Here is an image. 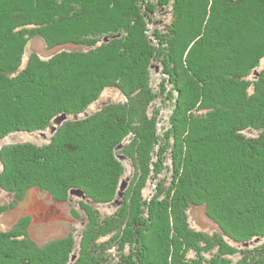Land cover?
Instances as JSON below:
<instances>
[{
  "label": "trees",
  "instance_id": "trees-1",
  "mask_svg": "<svg viewBox=\"0 0 264 264\" xmlns=\"http://www.w3.org/2000/svg\"><path fill=\"white\" fill-rule=\"evenodd\" d=\"M147 1L0 0V137L81 113L107 87L127 96L125 105L68 123L74 140L57 147L61 159H52L54 147L43 144L5 147L0 188L16 200L30 187L57 201L80 190L93 205L116 197L125 171L118 155L133 160L138 174L121 208L103 220L82 207L89 222L79 242L70 233L39 244L21 217L0 231V264H69L74 252L73 264H264V243L251 246L264 238V67L256 70L264 59V0ZM146 2L148 23L140 13ZM153 2L172 6L166 33L150 30ZM103 26L125 32L126 41L116 50L97 46L98 38L109 37L98 31ZM25 35L64 49L20 69ZM153 67L166 76L158 89ZM165 101L174 116L158 133L160 108L154 117L144 113ZM69 153L82 160L60 171ZM13 158L24 168L17 188L5 184L15 182ZM100 165L107 178L95 190L83 169ZM150 180L155 187L146 198L141 189ZM198 205L218 229L191 226L189 210Z\"/></svg>",
  "mask_w": 264,
  "mask_h": 264
},
{
  "label": "rangeland",
  "instance_id": "rangeland-1",
  "mask_svg": "<svg viewBox=\"0 0 264 264\" xmlns=\"http://www.w3.org/2000/svg\"><path fill=\"white\" fill-rule=\"evenodd\" d=\"M149 1V0H148ZM147 1V2H148ZM155 1V0H154ZM147 2L144 5H141V11L142 14L141 19L143 22L148 23V19L145 17L146 11L144 8L147 6ZM158 3V1L156 2ZM149 4V3H148ZM156 15H153V22L149 25L150 30L158 29V31H163L162 33H166L168 31V27L171 25L172 20V6L171 4L164 5H158L155 4ZM153 5L151 4V7ZM144 15V17H143ZM168 26V27H167ZM99 29L100 32H105L109 37H100L97 41V46H104L105 44H109L111 50H116L115 47H117L120 43H124L126 41V33L119 32L118 34H112V30H106ZM73 36H78V34H74ZM83 34L79 35L81 37L79 40H82ZM126 36V37H125ZM69 37V36H67ZM95 37H92L94 39ZM27 38V39H26ZM25 43L22 45L24 52L21 54V67L25 68L27 63L30 59L36 60H45L50 59L54 56L56 52L61 51L64 48H53L48 47L47 41L40 37V36H33L29 37L27 35L24 36ZM121 39V40H120ZM120 40V41H119ZM119 41V42H118ZM151 42H154V38L150 40ZM114 52V51H113ZM155 66V65H154ZM264 67V59L260 61L259 67H257V72L260 71L261 68ZM256 73V71H254ZM253 76V75H252ZM162 78L166 79V76L161 73V68L153 67L152 69V77H151V83L154 89H158L159 86H161V80ZM252 78V77H251ZM127 82V81H125ZM128 83V82H127ZM164 87H166L165 97H169L168 91L170 90V87L166 83H162ZM142 90V89H141ZM133 96V95H131ZM136 94L134 95V97ZM171 100L173 99V95L171 94ZM127 102V96H125L118 88L115 87H107L103 91H101L98 99L88 105L81 113L78 114H71L69 116L62 114L53 119V122L47 126L44 129L41 130H35V131H16L9 133L8 135L4 137H0V155L1 151L6 147L7 149L11 148L15 144H22V143H30L35 145H46L51 146L50 149H52L51 152V158L54 157L56 159H61L63 156L62 152H57L56 149L60 145H62L65 141H73L74 139L71 138V134L69 131H66L68 128L66 125L70 122H79L83 121L85 118L89 117L93 113L103 110L102 108H105L106 106L110 105H122L126 104ZM167 103L166 105L155 102L150 103L148 106V109H145L144 118L146 117L150 118L155 116L154 111L158 108H160V115L158 116L157 127H158V133H163L164 128L168 125L167 121L171 116H174V106L168 104H171L170 102L165 101ZM100 122V121H99ZM87 128L90 127L89 125L86 126ZM91 133L90 130L85 131L83 134L89 135ZM81 136H86V135ZM248 134H251V132H248ZM129 145V140L125 139L124 143ZM74 145L76 143L74 142ZM20 146V145H19ZM127 146V145H126ZM128 148V146H127ZM129 150V149H128ZM64 151V150H62ZM55 152V153H53ZM70 155H65L66 158L64 160V163L62 162V165L59 166L57 169L67 168L69 163L71 161L78 162V160H82L78 153H69ZM58 155V156H57ZM101 157V156H100ZM100 157H96L97 159H100ZM118 161L121 162V166L124 168V176L123 180L120 182V186L118 189V192L116 194V197L111 201L110 203H102V204H95L93 205L88 201V199L85 197L83 192H78L76 190H71L68 194V198L66 201H57L54 200L49 193H47L44 190H41L37 187H30L27 188L23 194V196L16 200L17 195L12 194V192H8L6 190H3L0 188V206H3V211L0 212V231H6L11 229L12 226H14L18 220L21 217H26L29 221L28 225V233L29 235L39 244H44L49 241L57 240L61 237H64L68 234H72L73 237L76 239V241H80L82 230L86 227L88 224V216L85 215L82 207L85 205L89 209L93 210V213L98 215V220H103V218H106L107 216L113 214L114 212L118 211L119 208H121L123 197L127 195V191L130 192V190L134 187V183L132 184L134 178L138 175L134 173V165L133 160L130 158H126L122 155H118ZM11 159V158H10ZM68 160V161H66ZM84 161V160H83ZM11 172L13 173L15 182L13 185H11L7 179L6 183L9 187L17 188L15 184L20 185L22 178L20 177L23 175L24 168H22L21 163L18 162V160L13 158L11 160ZM102 165V164H101ZM100 165V168L98 171H93L90 167H84L83 170H85V176L86 177H93L91 181V184L93 188L96 190L99 188V184L101 183V180L103 178H107L106 175L102 176V166ZM4 166V165H3ZM0 162V172L3 170V167ZM15 169V170H14ZM18 173V174H17ZM67 173V172H66ZM69 174H75L73 173ZM66 174V175H69ZM63 177V176H62ZM8 178V177H7ZM151 183H148V186L145 189H141L142 195L146 198L152 196L153 194V187H155V183L153 181H149ZM153 183V184H152ZM15 198V199H14ZM12 204V205H10ZM91 207V208H90ZM91 211V210H90ZM52 214V215H50ZM189 218L191 226L198 229V230H204L208 232H213L214 230L218 229L217 225L211 220L207 214L205 207L203 205L198 206H192L189 210ZM154 226H156V223H154ZM158 225L155 227L157 228ZM264 243V238H260L259 240H255L251 243V246H255L258 244ZM78 246H76V249ZM4 251L7 253L9 251V247H7L8 250ZM16 249L11 248L9 252H15ZM79 251V250H78ZM78 252H74L70 256L69 264H73L75 261ZM45 261V258H44Z\"/></svg>",
  "mask_w": 264,
  "mask_h": 264
},
{
  "label": "water",
  "instance_id": "water-1",
  "mask_svg": "<svg viewBox=\"0 0 264 264\" xmlns=\"http://www.w3.org/2000/svg\"><path fill=\"white\" fill-rule=\"evenodd\" d=\"M76 191H78V192H80V193H81V191H80V190H76Z\"/></svg>",
  "mask_w": 264,
  "mask_h": 264
},
{
  "label": "bare ground",
  "instance_id": "bare-ground-1",
  "mask_svg": "<svg viewBox=\"0 0 264 264\" xmlns=\"http://www.w3.org/2000/svg\"><path fill=\"white\" fill-rule=\"evenodd\" d=\"M50 215H52V214H50Z\"/></svg>",
  "mask_w": 264,
  "mask_h": 264
}]
</instances>
